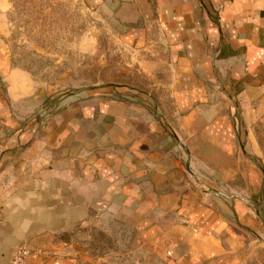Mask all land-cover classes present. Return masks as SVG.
I'll return each instance as SVG.
<instances>
[{
  "label": "crops",
  "instance_id": "1",
  "mask_svg": "<svg viewBox=\"0 0 264 264\" xmlns=\"http://www.w3.org/2000/svg\"><path fill=\"white\" fill-rule=\"evenodd\" d=\"M208 1L217 19L207 13L211 29L191 34L198 44L187 43L184 58L178 46L166 48L176 74L160 82L164 101L154 114L126 97L34 126L33 80L7 69L0 43V264H13L23 249L27 264H101L119 253L91 252L87 240L100 247L101 233L130 248L122 259L225 264L242 259L245 241L264 232L251 204L259 172L242 158L233 111L237 103L248 121L247 111L264 110V0ZM6 3L0 0V19ZM156 3L161 30L148 39L190 38L165 30L166 18L171 27L183 17L177 2L168 16ZM18 76L23 95L14 90Z\"/></svg>",
  "mask_w": 264,
  "mask_h": 264
},
{
  "label": "rangeland",
  "instance_id": "2",
  "mask_svg": "<svg viewBox=\"0 0 264 264\" xmlns=\"http://www.w3.org/2000/svg\"><path fill=\"white\" fill-rule=\"evenodd\" d=\"M162 1L165 15L170 11V1L182 6L176 10L179 17L183 16L178 19V25L170 27L168 17L163 24L165 30H176L185 36L188 33L190 38L148 39L147 34L152 37V33L161 30V25L153 23L158 20L154 14L156 0H7L0 19L1 48L7 69L27 72L33 80V90L28 95L33 98L34 126L42 127L61 112H100L106 102L120 104L129 99L126 97L152 114L158 113L164 101L160 82L176 74L166 63L174 59L169 55V44L178 46V56L184 58L187 43L190 47L199 42L191 34L208 31L213 24L211 17L217 19L213 16L217 9H208L209 4L213 6L212 1ZM202 1L205 8L200 6ZM221 75L223 78L224 72ZM197 77L202 79L201 75ZM15 80L17 87L13 89L18 95L27 93L21 87L25 79L18 76ZM137 98L141 101L137 102ZM214 100L221 103L217 96ZM27 107L29 110V103ZM15 111H25V102H19ZM233 111L239 119V130H235H238L236 139L239 149L242 147V158L259 172L261 187L251 204L264 224V110L247 111L251 117L248 121L240 118L242 110L237 103L233 104ZM76 116L88 122L84 115ZM93 121L104 125L109 122L104 117ZM161 126L165 129L164 124ZM90 235L93 237V232ZM87 241L92 253H120L112 259H97L101 264H170L167 259H122L130 248L118 247L117 240L107 238L104 233L98 234L94 241L100 242V247L93 249V238ZM245 243L242 259H224L225 264H264V232ZM80 260L96 264L93 259Z\"/></svg>",
  "mask_w": 264,
  "mask_h": 264
},
{
  "label": "built area",
  "instance_id": "3",
  "mask_svg": "<svg viewBox=\"0 0 264 264\" xmlns=\"http://www.w3.org/2000/svg\"><path fill=\"white\" fill-rule=\"evenodd\" d=\"M30 255V252L23 249V250H19L17 252V255L13 261V264H27V258Z\"/></svg>",
  "mask_w": 264,
  "mask_h": 264
}]
</instances>
